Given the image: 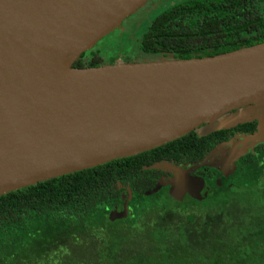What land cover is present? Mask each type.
<instances>
[{"label": "water", "instance_id": "1", "mask_svg": "<svg viewBox=\"0 0 264 264\" xmlns=\"http://www.w3.org/2000/svg\"><path fill=\"white\" fill-rule=\"evenodd\" d=\"M146 1L0 0V196L149 151L234 110L264 106V41L202 57L74 66ZM263 128L260 121L242 145L220 144L144 194L167 185L179 199L214 192L193 172L210 165L223 177L232 174L236 160L264 141ZM131 197L128 188L113 218L126 216Z\"/></svg>", "mask_w": 264, "mask_h": 264}, {"label": "trees", "instance_id": "2", "mask_svg": "<svg viewBox=\"0 0 264 264\" xmlns=\"http://www.w3.org/2000/svg\"><path fill=\"white\" fill-rule=\"evenodd\" d=\"M263 41L264 0H180L152 17L138 49L154 59L191 58ZM117 61L136 60L105 59L90 49L74 66ZM254 126L196 129L149 151L0 196V264H264V142L240 156L226 177L210 165L197 168L193 173L215 189L200 199H179L170 185L144 194L177 167L201 162ZM128 188L126 216L113 218Z\"/></svg>", "mask_w": 264, "mask_h": 264}, {"label": "rangeland", "instance_id": "3", "mask_svg": "<svg viewBox=\"0 0 264 264\" xmlns=\"http://www.w3.org/2000/svg\"><path fill=\"white\" fill-rule=\"evenodd\" d=\"M178 1L180 0H147L132 14L125 18L118 26H116L113 30H111L99 41H97V43L93 45L91 50L98 49V51L103 54V57L105 59H109L112 56L121 58L123 57L122 55L125 54L129 55L132 59L137 61L156 58V54L143 53L141 51L138 52L137 44L139 42V38L137 35L156 13ZM122 45L126 48V53H122ZM122 50L124 51L125 49L123 48ZM263 114L264 106H261L260 108L250 109L241 108L226 114L213 123L202 125L197 129L199 133H204L252 117L258 118L259 122L262 121L264 124V119L262 117H259Z\"/></svg>", "mask_w": 264, "mask_h": 264}, {"label": "flooded vegetation", "instance_id": "4", "mask_svg": "<svg viewBox=\"0 0 264 264\" xmlns=\"http://www.w3.org/2000/svg\"><path fill=\"white\" fill-rule=\"evenodd\" d=\"M152 19V18H151ZM150 19V20H151ZM149 20V21H150ZM148 21V22H149ZM148 22L146 23V25L144 26V28L141 30V32L137 35L138 36V38H139V41H140V35H141V33L144 31V29L146 28V26L148 25ZM138 45H139V42H138V44H137V47H138ZM125 49L124 51L122 50V49ZM121 51H122V53H126L127 52V50H126V48L125 47H123V45L121 46ZM138 52H140L139 51V49H138ZM116 55V54H115ZM126 55V54H125ZM122 56H124V55H122ZM117 57V56H116ZM117 58H119V57H117ZM122 58V57H121ZM137 61V60H136ZM259 117H262L263 119H264V114L263 115H260ZM251 121H254L255 122V126H254V131L253 132H251V133H236V134H234V135H232L231 137H230V139L229 140H227L226 142H229V141H233V142H236V141H238V142H241V144L240 145H242L243 143H244V140H245V136H248V135H250V134H253V133H255L256 131H258V123H259V120H258V118H256V117H252L251 119H250ZM246 122H248V121H246ZM263 130H264V128H263ZM225 142V143H226ZM237 142V143H238ZM264 142V141H263ZM259 143H261V142H259ZM258 144V143H257ZM250 151V150H249ZM212 153V152H211ZM210 153V154H211ZM246 154V153H245Z\"/></svg>", "mask_w": 264, "mask_h": 264}]
</instances>
